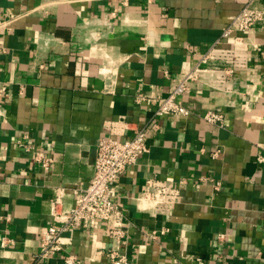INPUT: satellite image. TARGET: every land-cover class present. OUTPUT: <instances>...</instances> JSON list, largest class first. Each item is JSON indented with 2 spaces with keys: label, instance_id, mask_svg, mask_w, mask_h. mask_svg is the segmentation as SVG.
<instances>
[{
  "label": "crops",
  "instance_id": "1",
  "mask_svg": "<svg viewBox=\"0 0 264 264\" xmlns=\"http://www.w3.org/2000/svg\"><path fill=\"white\" fill-rule=\"evenodd\" d=\"M248 1L0 0V15H19L0 36L8 48L0 56V264L35 263L57 188L70 209L72 189L89 183L98 141L118 120L145 128L150 148L115 186L134 264H264V22L235 31L237 42L220 40ZM253 6L264 9V0ZM212 46L178 97L192 112L155 115L158 97ZM209 109L224 123L205 121ZM24 132L55 157L49 172L17 143ZM152 177L180 185L170 215L138 207ZM62 240L40 264H66L69 254L112 264L103 221Z\"/></svg>",
  "mask_w": 264,
  "mask_h": 264
},
{
  "label": "built area",
  "instance_id": "2",
  "mask_svg": "<svg viewBox=\"0 0 264 264\" xmlns=\"http://www.w3.org/2000/svg\"><path fill=\"white\" fill-rule=\"evenodd\" d=\"M255 0H249L246 5L231 19L222 32V39H232L235 42L241 38L235 36V31L245 32L259 22H264V9L253 6ZM19 18L15 13L0 15V36L3 37ZM3 40V38H2ZM7 46L0 40V56L7 52ZM214 46L199 53L198 61L192 68L183 69L179 81L172 91L159 98V106L155 115L175 114L188 116L192 111L187 105L182 104L178 97L190 91V83L199 77L198 71L209 63ZM7 90L6 86L1 87ZM24 88L21 89L23 92ZM143 98V96H142ZM202 118L208 123L221 125L224 123V113L209 109ZM110 133L103 135L97 145L94 174L85 186L78 185L72 189L75 196L74 205L65 210V188L58 187L51 201V219L40 233V249L35 255V263L55 256L64 248L63 235L67 232L87 230L94 221H103L109 229V236L114 245L107 251L112 264H134L128 249V227L126 215L115 199V186L117 177L124 173L130 166L135 165L139 158L147 153L150 148L147 142L148 134L145 128H132L127 121H112L109 124ZM17 143L31 153V163L39 166L44 173L49 172L55 162V157L40 149L30 132H24ZM258 161L264 163V154L258 155ZM181 199L180 185L169 183L156 177L149 178L140 196L138 207L150 211L154 215H170L174 205ZM169 228L163 227L160 232L166 233ZM154 233L152 239L157 238ZM224 238V234L220 235ZM6 244V239L3 245ZM66 264H82L81 260L72 254L65 256Z\"/></svg>",
  "mask_w": 264,
  "mask_h": 264
}]
</instances>
